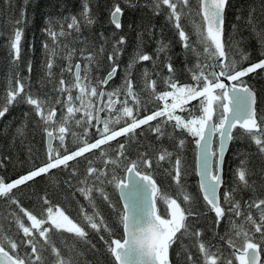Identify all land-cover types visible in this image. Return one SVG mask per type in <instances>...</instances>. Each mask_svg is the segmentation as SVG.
I'll use <instances>...</instances> for the list:
<instances>
[{
	"label": "snow or ice",
	"instance_id": "6c2138e0",
	"mask_svg": "<svg viewBox=\"0 0 264 264\" xmlns=\"http://www.w3.org/2000/svg\"><path fill=\"white\" fill-rule=\"evenodd\" d=\"M127 3L130 7L135 6L132 0H127ZM151 6L155 14L167 10V20L176 29L185 52L196 57V63L187 69L193 83L181 84L175 78V69L169 58L165 64L168 75L163 78L164 90L159 92L156 90L157 81L148 79L147 71L144 72L142 91L148 94L152 102H163V106L157 105L154 111L143 118H140V112L142 108L147 111L148 101L142 100L141 95L134 90L131 69L137 63L152 60L150 55L137 51L124 70L122 85L111 91L103 90L120 70L118 60L122 54V46L126 43L123 36L113 42L107 57L110 62L107 75L95 83L90 72L94 65H98L97 56L104 52L103 46L96 52L86 54L81 50L85 61L82 68L80 63L74 66L71 64L76 49L63 45L64 58L69 63L62 70L61 78L54 88L58 93L54 101L51 97L41 98L34 96L31 91H26L27 80L20 77L18 71L10 78L5 102L0 105V118L5 116L13 104L23 103L31 106L32 113L39 118L38 122L48 139V152L44 164L10 183L0 177V197L18 209V212L13 211L11 215L17 233L23 234L19 243L9 236L0 240V264H78L76 249L69 247L66 255L56 247L49 233H71L74 240L86 244L90 243L86 227L98 234L106 232L111 237L112 229L100 214L97 200L106 202L115 212L117 224L123 232L121 239L105 240L104 235L99 237L113 257L114 264H170L169 249L185 236L196 241V259L191 251L185 249L188 264H264L261 258V253L264 252V199L246 201L247 211L236 199L237 189L255 191V184L249 180L250 172L245 161L242 160L241 166L236 169V187L223 193V203L219 193V189L224 186L225 156L228 145L234 139V129L239 128V135L253 142L259 153L264 155V114L258 113L256 91L244 79L257 70H264V59L247 67L241 66L248 60L249 54L240 49V41H233L231 37L227 40L225 38V13L229 0H195V7L192 6V0H152ZM82 7L79 19L77 16L64 18L68 21L66 28L64 24H60L59 31H54L51 26L44 29L52 42L51 46L47 41L42 43L46 55V75L49 78L52 77L53 63L60 47L59 37L70 36L73 32L80 33L82 26L95 23L87 0ZM123 14V9L118 3L109 13L110 24L117 30L122 28ZM189 17H195L191 35L181 23L182 19ZM25 20L26 8L21 10L20 18L14 22L16 26L8 38L9 55L14 65L21 59L23 28L19 25L25 23ZM51 23L49 20V25ZM246 23L260 47L264 49V29H257L251 15ZM235 28L233 25V29ZM193 35L195 40L191 38ZM167 49L168 45L161 42L157 53L166 54ZM232 49L239 53V60L230 54ZM261 55L264 56V51ZM31 70L32 65L29 62V74ZM63 71L72 73L68 84L63 79ZM73 90L77 93L75 96ZM169 98L171 104L168 103ZM192 101L198 103L188 107ZM53 105L61 106L59 118ZM177 111L187 115L177 114ZM78 112H82L83 116L77 118ZM100 112H107V116L102 118ZM152 121L157 122L152 124ZM71 124L84 129L80 137H76L74 132L71 133L79 142L74 151H69L65 145ZM100 124L103 125L102 128ZM121 124V127L116 128V125ZM89 127H95L98 135L91 143L84 138ZM169 127L173 132L180 130L195 138L198 150V186L206 209L214 213L216 227L228 217L229 228L225 235L220 237L221 242L229 249L227 256L222 248L203 241L202 230L195 229L189 222V217L198 218L200 214L193 210V197L181 183L180 155L174 156L167 148H161L154 158L148 157L146 152L138 153L136 159H131L126 154L127 145L136 139L137 129H141V134L149 131L157 140H162L169 135ZM17 132L23 135L22 129H17ZM121 136L125 137V141H118L113 147L110 142ZM55 140L59 141L57 148L52 146ZM184 143L183 139H179L177 148L182 149ZM94 149L99 150L95 159L102 161V167H95L94 160L85 157L88 167L83 177L78 180L82 187L77 191L88 201L92 211L88 212L84 205L79 206L81 223L70 218L58 206L54 213L46 197L43 202L49 206L46 208V215L42 214L40 218L25 209L16 199L14 189H19L21 185L36 177L47 175L53 169L70 168L75 176L76 169L69 162L77 161L78 157H84L85 153H91ZM110 150L115 152L114 156L109 155ZM162 162L171 166L165 171L176 185V197L162 192L153 178L154 171L163 166ZM109 165L112 167L109 168ZM118 170L124 175H120ZM108 185L119 191L120 198L124 201L120 208L110 199L106 190ZM158 200L165 204L163 213L157 208ZM253 209L258 216L253 215ZM25 218L29 224H26ZM45 224H48V227H44ZM177 233L180 235L177 236ZM22 246L25 248L23 255L18 251ZM46 251L50 252L51 260L45 257Z\"/></svg>",
	"mask_w": 264,
	"mask_h": 264
},
{
	"label": "trees",
	"instance_id": "16d2710c",
	"mask_svg": "<svg viewBox=\"0 0 264 264\" xmlns=\"http://www.w3.org/2000/svg\"><path fill=\"white\" fill-rule=\"evenodd\" d=\"M85 0H0V105L5 102L6 91L9 87V80L14 76L16 71L19 76L27 80L26 91H31L34 96L41 98L51 97L54 101L58 93L54 91L62 70L66 68L69 61L64 58L65 50L63 45L68 48H75L76 52L72 56L71 64L74 66L80 63L83 68L85 61L81 56V50L85 52H96L101 46L104 52L97 56L98 65H94L90 76L95 83L98 79H103L109 71L110 62L108 55L112 50L113 42L123 36L126 43L122 46V54L119 57L120 70L117 72L104 91H111L122 85L124 79V70L127 68L130 60L137 51L150 55L153 59L150 61L135 64L131 69V79L134 82V90L137 91L142 100L148 101L147 111L141 109L140 118L150 114L158 106L162 107L163 102H152L147 93L142 91L143 74L148 73V79L156 80L157 92L164 90L163 78L168 75L165 64L170 58L175 69V78L181 84L193 83L188 68L196 63V57L190 53H186L181 45V41L177 35L176 29L172 23L166 18V9L159 14H155L152 9V0H132L135 5L130 7L127 0H87L91 8V15L95 19V23L90 26H82L80 33L73 32L70 36L59 37L60 47H58V55L54 60L52 68V77L46 75V55L42 47V43L47 41L51 46V39L47 36L44 29L51 26L54 31H59V25L67 22L64 18L69 16H77L83 10ZM120 4L123 9L122 28L117 30L110 24L109 13L115 4ZM192 6L195 7V0H192ZM26 8L25 23L19 25L23 28L22 52L21 59L17 64L11 63L9 55L8 38L16 26L15 21L20 18L22 9ZM252 16L253 22L257 29H264V0H229V6L225 13V38L231 37L233 41H240V49L249 54L247 61L243 62L242 67H247L252 63L264 59L261 52L264 51L257 42V38L251 33L250 26L246 23L249 16ZM239 17L240 19H237ZM195 17L182 19L181 23L190 35L192 33V21ZM49 20L52 21L49 25ZM131 25V27H129ZM233 25L236 26L233 29ZM71 31V30H69ZM192 40H195L193 35ZM168 45L167 53H157L160 43ZM237 60L240 59L239 53L234 49L230 51ZM31 63V73L27 71L28 63ZM63 79L68 84L72 79V73L63 71ZM249 85L253 87L257 95V111L264 114V70H257L244 78ZM100 89H98L99 91ZM77 93L73 90V96ZM66 95V94H65ZM123 98V94H121ZM63 99V97H62ZM106 99V98H105ZM95 101V98H93ZM131 103V101H130ZM197 101H192L191 105H196ZM56 108V116H61V106L53 105ZM66 111V109H64ZM28 115H25V114ZM177 114L187 115L186 113ZM77 118L83 116L82 112L76 113ZM103 112V117H106ZM39 118L32 113L31 106L19 103L9 107V111L3 118H0V177H3L6 183L19 178L30 170L44 164L47 158V137L38 122ZM157 121H152L155 124ZM93 123H96L93 121ZM116 125V128L121 127ZM102 128V126H100ZM147 126H142L146 128ZM17 129H22L21 136ZM70 133L66 136L65 145L69 151H74L79 142L71 133H76V137H80L84 133V129L74 124L70 125ZM168 136L162 140H157L155 135L149 131L141 134V129H137L136 139L127 145V155L131 159H136L138 153L146 152L148 157L154 158L161 148H167L175 156L179 154L182 160V179L181 183L186 186V191L193 197V210L200 215L198 218L189 217V222L194 225L195 229L203 232L201 239L206 243L223 249L227 256L228 247L220 240L229 228L228 217L226 216L219 226L214 224V213L207 211L205 202L203 201L199 180L196 173L197 164V146L195 138L180 130L167 128ZM240 129L237 128L233 132L234 139L231 141L228 153L225 158L224 166V186L221 191V203H223V193L236 187L235 172L241 166V161H245L250 172L249 180L255 184V191L249 189H237L236 199L241 202L242 208L247 211L246 201L250 199H264V155H261L256 145L250 140L239 135ZM89 143L94 142L98 138L95 127H89L87 136L84 137ZM179 139L185 141L182 149L177 148ZM124 142L125 137H117L116 140L110 142L114 147L117 142ZM59 146L56 141L55 148ZM108 147V146H102ZM63 150H61L62 152ZM99 155V150L94 149L91 153H85L84 157H78L77 161H70L69 164L76 169V175L73 176L71 169H53L47 175H41L34 180L21 185L19 189H14L13 193L21 205L31 211L38 218L42 214L46 215V208L43 199L46 197L56 212L57 206L65 211V213L81 223L79 216V206L84 205L88 212L92 209L88 205V201L77 191L82 187L78 180L83 177L88 167L85 157L94 160L95 167H102V161L95 159ZM109 155L114 156L115 152L110 150ZM162 167L155 170L153 178L156 180L162 192L169 196L176 197V185L165 169L171 166L162 162ZM112 166L109 165V168ZM120 175L124 173L118 170ZM110 199L117 208L122 206L118 190L112 185H108L106 189ZM158 209L164 212L165 204L158 200ZM97 206L100 214L107 221L112 229V236L108 233H96L89 228H85L88 232V240L86 244L80 240H74L71 233L50 232L49 236L55 242L57 248L61 249L67 255V249L74 247L76 249V259L78 264H114V259L110 255L106 245L100 240V235H104L105 240L121 239L123 236L122 229L117 224L115 212L108 207L106 202L97 200ZM182 203V207H183ZM13 211H17L15 205H12L5 198L0 197V240L4 236H9L18 243L22 238V233H17L14 221L12 220ZM254 216L258 213L253 209ZM230 215V214H229ZM167 218V217H166ZM26 224L30 222L26 220ZM44 227H48L45 224ZM180 234L178 233L177 236ZM257 237L259 234H256ZM196 241L188 236L182 240H177L170 248V258L172 264H188L185 257V249L191 251L193 258H197L195 248ZM92 245H95L93 248ZM21 255L24 254L25 248L22 246L18 249ZM45 257L51 260L50 252H44ZM262 262H264V252H262Z\"/></svg>",
	"mask_w": 264,
	"mask_h": 264
},
{
	"label": "water",
	"instance_id": "95a60500",
	"mask_svg": "<svg viewBox=\"0 0 264 264\" xmlns=\"http://www.w3.org/2000/svg\"><path fill=\"white\" fill-rule=\"evenodd\" d=\"M110 82V81H109ZM226 83H231V82H229V81H225ZM109 84V83H108ZM108 86V85H107ZM106 86V87H107ZM99 115L102 117V113L100 112L99 113ZM235 131V129L233 130V132ZM54 143H55V141H53L52 142V146L54 145ZM230 144H231V142H230ZM230 144L228 145V148H227V152H226V155H227V153H228V150H229V147H230ZM47 148H48V139H47ZM197 155H198V152H197ZM225 158H226V156H225ZM198 176V175H197ZM198 180H199V176H198ZM157 183V182H156ZM158 185V184H157ZM222 188L223 187H221L220 189H219V193H220V196H221V191H222ZM118 193H119V191H118ZM119 196H120V193H119ZM120 200H121V203L123 204L124 203V201L120 198ZM157 208H158V203H157ZM178 234V233H177ZM261 258H262V253H261ZM169 260H170V264H172L171 263V258H170V249H169Z\"/></svg>",
	"mask_w": 264,
	"mask_h": 264
},
{
	"label": "rangeland",
	"instance_id": "374dc122",
	"mask_svg": "<svg viewBox=\"0 0 264 264\" xmlns=\"http://www.w3.org/2000/svg\"><path fill=\"white\" fill-rule=\"evenodd\" d=\"M168 103H169V104H171V103H172V101H171V98H169V99H168ZM106 115H107V112H106ZM101 126L103 127V125H102V124H101ZM56 141H57V140H55V143H54V145H53V148H55Z\"/></svg>",
	"mask_w": 264,
	"mask_h": 264
}]
</instances>
